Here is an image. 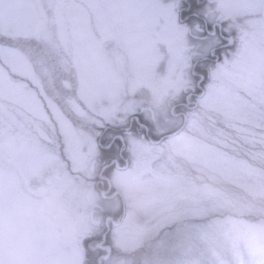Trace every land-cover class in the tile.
<instances>
[{
    "label": "rangeland",
    "instance_id": "1",
    "mask_svg": "<svg viewBox=\"0 0 264 264\" xmlns=\"http://www.w3.org/2000/svg\"><path fill=\"white\" fill-rule=\"evenodd\" d=\"M242 138L264 146V0H0V264H86V239L99 264H264V223L200 222L237 210L213 175L264 199Z\"/></svg>",
    "mask_w": 264,
    "mask_h": 264
},
{
    "label": "trees",
    "instance_id": "2",
    "mask_svg": "<svg viewBox=\"0 0 264 264\" xmlns=\"http://www.w3.org/2000/svg\"><path fill=\"white\" fill-rule=\"evenodd\" d=\"M1 40L4 41L3 38H1ZM34 41L32 43L26 40L23 41V43L20 44V49L28 53L31 56L32 61L36 63L38 59L36 54L38 53L35 52V48H39V45L35 44ZM6 44L13 47L18 46L16 45L15 42L11 40L7 41ZM234 139L240 140L238 138H234ZM234 147L236 148L233 149L234 151L232 154H234L238 158H243L247 160L252 166L258 168L259 170L264 171V146L261 143H256V142L248 143L247 141H245L244 144L243 142L238 141L234 143ZM246 148H248V150H246ZM110 155H112V151L111 152L107 151L104 156L105 160H108ZM213 178L214 180L213 182H211V186L214 189H217L220 192L229 195L231 199L234 200L237 210L236 212L228 211L227 213L224 214L212 215L211 217L206 216L203 217L200 220V222L204 223L206 222V220H210V219L212 220L216 218H226L230 216L238 219L248 220L250 222H254L258 224L264 223V199L251 198L242 190L227 184L217 175H213ZM178 224L179 222L174 223V225H178ZM166 229L169 230V227H167ZM89 240L90 239H86L84 243L86 247V264H99L98 261L104 256V251L99 247H95V248L91 247V242ZM107 244L110 246L112 245L110 241V233L108 234ZM225 256L227 258V264H237L235 260L232 259L229 253H225ZM208 264H216V263L210 258L208 260Z\"/></svg>",
    "mask_w": 264,
    "mask_h": 264
}]
</instances>
